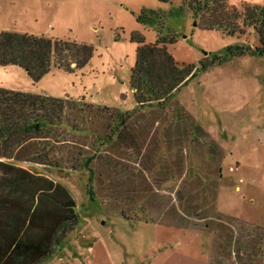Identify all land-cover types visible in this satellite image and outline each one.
<instances>
[{
	"label": "rangeland",
	"instance_id": "obj_1",
	"mask_svg": "<svg viewBox=\"0 0 264 264\" xmlns=\"http://www.w3.org/2000/svg\"><path fill=\"white\" fill-rule=\"evenodd\" d=\"M227 2L239 13L232 30L202 25L183 0H0V33L89 49L80 67L51 63L37 78L0 65L1 87L64 99L62 127L0 163V264H203L211 239L219 256L256 264L264 242V52L243 12L264 0ZM161 37L180 65L199 68L221 57L165 108L136 110L129 82L137 49ZM125 112L123 136L105 142L115 114ZM163 124L176 134L173 150ZM191 125L216 144L196 142ZM42 148L49 162H29ZM204 149L219 163V183L210 198L196 199L194 165ZM90 172L93 201L86 192Z\"/></svg>",
	"mask_w": 264,
	"mask_h": 264
},
{
	"label": "trees",
	"instance_id": "obj_2",
	"mask_svg": "<svg viewBox=\"0 0 264 264\" xmlns=\"http://www.w3.org/2000/svg\"><path fill=\"white\" fill-rule=\"evenodd\" d=\"M183 3L207 28L224 27L232 30L239 15L236 8L229 5L227 0H183ZM141 14L148 16L143 11ZM243 19L254 26L261 43L259 51L264 52V6H245ZM165 41V38L161 37L151 43L142 42L137 49V61L131 69L129 82L137 102L136 110L144 107L165 108L180 87L196 72L207 68L221 57L214 55L211 61L201 62L199 68L194 65H180L165 47ZM88 54L89 49L86 46L74 42L53 41L44 35L14 31L0 33V65H18L34 78L47 72L51 63L69 69L71 65L80 67L86 62ZM126 116L128 117L129 113L115 114L105 142L111 141L119 132ZM63 121V98L0 86V157L13 158L22 145L43 137L48 129L62 127ZM48 158V149L42 148L33 153L28 161L43 165L49 162ZM90 173L86 192L89 200L93 201L92 172ZM2 183L3 178L0 175V185ZM121 214L125 215L123 212ZM60 241L59 238L53 237L51 245L58 247ZM48 252L51 254V249Z\"/></svg>",
	"mask_w": 264,
	"mask_h": 264
},
{
	"label": "crops",
	"instance_id": "obj_3",
	"mask_svg": "<svg viewBox=\"0 0 264 264\" xmlns=\"http://www.w3.org/2000/svg\"><path fill=\"white\" fill-rule=\"evenodd\" d=\"M181 116L183 118L185 117L186 119L187 118L191 119V117H190V115L188 113H186V114L185 113L184 114L181 113ZM185 124H186V122H185ZM191 126H190V131L192 130V132L190 133V136H193V134H195V138L194 139L196 140V142H200L201 143L202 141H204V142L207 143V144H205L206 146L216 144L215 141L211 138V136H210V134L208 132H204L203 129L201 130L198 127L197 128L198 129L197 132L199 133V135H197V132L195 131L193 126L192 127ZM126 128H127V125H125V127L122 128L119 131L118 135L120 134V136L121 135L123 136L124 130ZM155 128L158 131H160L159 128H162V127H161V125L159 123H157ZM162 131H163L162 132L163 137H166V141H168V143H169V145H168L169 150H173L172 149V145L174 147H176V141H175L176 137L174 138V136H176V134L174 133V130L171 129V128L169 129L167 127H164V124H163ZM178 135L179 136H183L184 138H186L185 137V132H182V130H181V133H179ZM185 142L187 144L186 140H185ZM23 146H25V145H22L20 147V149L18 150L17 154L13 158L5 159V158H1L0 157V163L9 164V162H13L17 158V155H18L19 151L21 150V148ZM186 148H188L187 145H186ZM210 149L213 150V148H210ZM204 150H205V153L203 155L204 158H202L200 160H196V163L194 165V168L200 169L199 174H196V175L200 178L199 185H201L196 190L198 192V195L195 196L196 199H200V198L201 199H207V198H210L209 193H211L213 188L215 186H218V183H219V175H218V173H219V171H218L219 165L218 164L219 163H217L214 158L212 159V155L210 157L208 156V153H210V151H208L207 149H204ZM23 161H24V159H23ZM171 164H172V167L173 166H177V167L179 166L177 163H171ZM14 166H17L18 168H24L21 165H19L18 163H15ZM209 169H212V170L209 171ZM197 230H199V229H197ZM216 244H217V242L215 240H212V239L209 241V243H207V245L205 244V249L206 250L201 254V255H204V256L200 257L201 259H203L202 263L203 264H236L235 261H232L234 259H232V257H230V255H228V256L227 255L226 256H219L218 255V251L219 250H218V246ZM261 244H262L261 249L258 251V253H256V254H259V256H257L256 259L253 260V262H255L256 264H264V254L262 253V248H264V242H262ZM224 260H226V261H224Z\"/></svg>",
	"mask_w": 264,
	"mask_h": 264
}]
</instances>
